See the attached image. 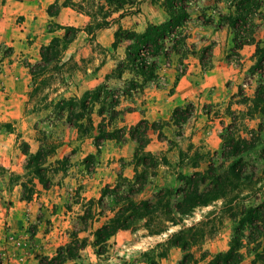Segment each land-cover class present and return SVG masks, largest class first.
<instances>
[{
  "label": "rangeland",
  "instance_id": "rangeland-1",
  "mask_svg": "<svg viewBox=\"0 0 264 264\" xmlns=\"http://www.w3.org/2000/svg\"><path fill=\"white\" fill-rule=\"evenodd\" d=\"M142 1L150 3L148 10L150 14L155 15L154 19L157 23H160L159 20L164 18V15L165 19L167 18V13L161 5L162 0ZM76 2L75 5L70 6L72 9L69 10L70 13L63 18L64 24L54 20L48 23L46 28L54 33L52 38L54 36L63 37L66 33L65 29L57 27V23L78 28L76 37L82 30L86 31L88 34L86 43L94 45L93 52L98 50L102 53V55L97 56L100 59V64L109 55L116 59L119 58L117 66L106 77L108 82L100 84L109 86L105 94L111 92V95L115 94L123 98L128 96L127 92L131 94L138 92L136 88L132 90L130 85L131 80L136 76L133 70L134 66L128 61L126 54L130 40L126 38L119 39L116 33L117 31L123 32L122 29L133 30L131 24L135 20L134 16L139 12L144 13L140 7L141 2L138 5L140 7L139 11H134L125 16H120L121 12H114L107 18L105 16L109 9H107V6L102 7L101 0H76ZM231 7L232 0H194L190 5V21L192 23L188 21L186 26L183 27L187 38L188 32L192 31L190 42L187 40V47H190L188 53H182V55L171 53L170 59H161L158 64V70H160L157 71V77L151 79V82L156 86H166L167 67L174 66L178 71L185 70L186 72L188 64L185 60L180 61V59H189L187 55L197 53L198 47H202L199 48V52L201 54L203 52V55L207 58L206 60L209 61L212 54L210 45H213L214 42L209 38L206 39V35L202 37L199 29L203 25V21L214 18L215 26H207L214 28L213 33H217V41L225 43V45H233L229 48L225 46V52L229 60L233 62L234 77L232 80H235V95L242 103L239 110L237 108L229 112L231 122L224 125L220 133L221 138L224 135L227 139H222L216 150L213 147L209 150H199L188 140L178 142V136L182 134L184 128L183 124L173 119L169 121H174V126L169 121L149 122L151 123L150 130H156L154 138L161 141L155 151H149L161 163L156 170V174L152 175V172L150 173L145 182V187L138 194L137 199L148 198L156 201L154 199L155 194H159L162 189L168 191L172 187L174 189L179 188L182 185L180 179L182 175L195 173L200 176V180L206 179L205 184H201V188L204 190H207L206 187L210 182L208 178L210 173L221 174L223 177L222 182L227 180L224 185L225 197L206 206H194L186 214H178L173 209H169L164 201V205L160 202L159 210L151 216L152 221L150 218L139 221L135 231L127 230L132 233V237L121 243L111 237L105 245V251L102 254H97L95 247L91 244L94 239L92 232L106 220L105 216L99 215L101 205L98 200L101 197L103 188L107 185L114 186L124 178L133 179L136 176L134 155L138 149V143L131 138L129 126L120 124L124 113L117 116L111 127L125 126L128 132L121 140H103L101 148H98L93 137L81 135L77 129L72 127L66 116H58L59 109L57 105L62 98L81 97L83 95L79 96L75 92L65 94L72 87L71 82L81 66L72 57L64 60L68 45L62 42L61 55L57 60L49 63H44L42 58L40 61L34 62L23 61L31 74L27 100L29 106L26 112L35 111L39 116L24 131H28L27 135L40 146L44 139H47L49 144H57L56 151L46 157L47 161L44 164L48 186L41 184L39 179L27 168L28 156L24 154L23 150L26 145L30 150V145L23 138V133L16 134L14 125L17 121L6 122L0 119V136L13 132L17 148L24 155L23 159L14 163L16 166L14 169L0 164V189L2 193L0 199V251L3 252L0 264H26L27 257L30 255L29 250L35 247V235L40 224L37 222L38 219L46 223V226L42 228V232L56 230L60 233L63 230L70 231L69 237L76 232L79 238H87L86 246L79 251L78 262L67 260L63 264H134L136 260H144L142 253L154 247L156 248L159 242L166 243L167 255L158 259L156 264H171L168 261V256L171 255L172 249H180L183 254L181 259L186 253L180 247L169 242L174 233L184 228L189 231L188 237L198 243L190 249V252L194 253L197 258H201L203 251L214 254L217 252L212 249H218L224 245L227 248L229 247L233 229L236 225L235 219L239 218L243 208L264 200V113H261V108L259 110L254 107V96L264 90L261 88V85H263L261 76L264 72L261 68L258 69V72L256 69H252L255 64L256 44H254L255 51L251 52V55H249L250 52H247V54L241 52L234 42V32L224 24L225 21L220 20V14H228ZM260 14L258 12L257 16H260ZM124 18L125 22L123 24L122 20ZM24 20V16H18L15 23L22 24ZM102 22L106 25L98 28V25ZM260 24L263 26L261 27ZM257 26H260L259 30H257ZM245 29L250 31L254 29L256 41L264 37V22L259 19H256L253 24L249 21ZM98 31H101V34L104 35V43L94 44L99 35ZM69 33L70 36L74 34L73 31ZM35 38L36 36L33 39L28 37V43L33 42ZM202 38L211 42L205 45L194 44L196 42L200 43ZM115 41L118 43L117 46H113ZM204 48L208 49V53H204ZM9 52L8 46L0 45V58L2 54ZM124 54L125 57L120 59ZM119 65L121 67L118 68ZM96 69L98 70V68ZM33 71L36 72L34 76L32 75ZM122 79L127 80L124 82ZM109 80L114 81L109 82ZM140 87L142 92L143 87ZM139 97L140 101H144L143 94ZM262 103L261 107L264 106V102ZM97 109L98 106L95 107L92 114L95 125L102 120V117L97 114ZM148 137L150 142L152 139L149 132ZM229 137H233V139ZM236 148H238V154L244 157L237 164L238 177L231 176L228 172L229 165L234 160V156L228 158V155H235L232 151H235L233 149ZM146 149L148 150L147 147ZM139 170H141V167H139ZM19 186L21 188L15 193ZM19 198L28 202L34 201L40 206L37 211L31 209L30 206L22 211V214L17 216L18 222L14 226L7 213ZM109 200H106L107 204ZM47 202L50 203L47 209L48 212L43 211ZM52 215L56 217H52ZM172 220L177 224H173ZM149 222L150 227H147L146 224ZM159 229L163 231L151 232ZM159 250L161 248H158ZM244 251L245 257L242 264H253L252 253L247 252L245 249ZM45 257L50 256L47 254L42 255L38 258L36 264H39L40 260ZM208 259L206 258L205 261ZM180 260L175 264H179ZM190 264H193V261ZM256 264H264V260H260Z\"/></svg>",
  "mask_w": 264,
  "mask_h": 264
},
{
  "label": "trees",
  "instance_id": "trees-1",
  "mask_svg": "<svg viewBox=\"0 0 264 264\" xmlns=\"http://www.w3.org/2000/svg\"><path fill=\"white\" fill-rule=\"evenodd\" d=\"M101 1L102 7L107 6V9H109L105 16L107 18L114 12H121L120 16H125L134 11H139L140 7L138 5L142 0ZM193 1L162 0L161 5L167 13V18L163 22L158 24L149 23L142 32L131 29H122L123 32L117 31L116 35L119 39L126 38L130 40V44L126 49L127 59L134 66L135 74L142 76L144 82L157 77L158 64L161 59H170L171 53L179 55L188 53L187 35L184 34L183 27L190 21V5ZM75 3H77L76 0H54L49 5L47 12L51 17H54L60 13L63 7L73 6ZM263 10V0H232L230 12L226 15L220 14V20L225 21L224 24L234 32V42L237 48H241L245 44H256L255 64L252 69H256L257 72L260 68L264 72V37L256 41L254 29L250 31L245 29V27L249 24V21L253 24L256 19L264 22ZM258 12L261 13L260 16H257ZM214 22V18H211L203 21V24L215 26ZM105 25L106 23L102 22L98 25V28ZM260 26L262 27L263 25L260 24ZM260 26H257V30H259ZM57 27L65 29L66 33L63 37L54 36L48 44L42 46L41 56L44 63L57 60L61 55V43L64 42L67 45L76 38L78 28L58 23ZM70 31L74 32L71 36L69 35ZM117 44V41H115L113 46H117ZM9 49L11 50V48ZM203 51L208 53L207 48H204ZM201 59L204 66L203 69L207 70L212 66L206 60L205 55H202ZM180 61H183V59H180ZM179 72L178 76L184 74L185 70ZM35 73L33 71L32 75L34 76ZM261 77L263 83L261 88L264 89V73ZM130 85L133 90L138 86V83L132 81ZM108 89V85H100L95 89L86 91L81 97L62 98L57 105L59 109L58 116H66L70 125L77 129L81 135L93 137L98 148H101L103 140H121L128 132L125 126L111 127L117 116L122 115L125 110L117 109L121 97L115 94L111 95V92L105 94ZM126 94L128 96L131 95L128 92ZM254 101V107L259 110L261 108V113H264V106L261 107L262 102H264V90L254 96ZM96 106H98L97 114L102 117V120L97 125H95L92 117ZM192 111V105L177 107L173 112V120L184 123L191 116ZM150 125L148 120L142 119L137 124L129 127L131 138L138 143V149L134 155L136 176L133 179L124 178L114 186L107 185L102 190L101 197L98 200L101 205L99 215L105 216L106 220L92 232L94 239L91 243L95 247L97 254H102L105 251L107 241L120 230L131 229L135 231L139 221L147 218L152 221L151 216L159 210L160 202L163 205L166 203L169 209H173L178 214H186L194 206L209 205L226 195L224 185L227 180L222 182L223 177L221 174L210 173L208 175L210 182L206 187L207 190H204L201 188V184H205L206 179L200 180V176L195 173L182 175L180 177L182 185L179 188L174 189L172 187L168 191L162 189L159 194H155L154 199L156 201L148 198L137 199L138 194L143 191L150 173L152 172V175L156 174V170L161 163L151 151L146 149L150 140L148 137ZM229 138L233 139V137ZM222 139H227V137L223 135ZM56 147L57 144H49L47 139H44L36 152H31L28 145L23 150L24 154L28 156L27 168L44 186H48L44 167L47 161L46 157L54 153ZM233 150H235L232 151L235 155H228V158L234 156L228 172L231 176L238 177L237 164L244 157L238 154V148ZM139 167H141V170H139ZM228 181L230 182V180ZM1 197L0 189V199ZM106 200H109L108 204ZM235 221L236 225L233 229L229 247L214 254L203 251L201 258H197L194 253L190 252L191 247L198 243L188 237L189 231L186 228L174 233L170 237L169 242L186 252L179 264H190L191 261H193V264H200V262L202 264H242L245 257L244 249L252 253L253 264L260 260L263 261L264 200L244 207L239 218H236ZM172 222L177 224L173 220ZM146 226L150 227V222ZM160 231L163 230H152L151 232L158 233ZM70 238L68 243L57 248L54 256L41 259L39 264H63L67 260L78 262L79 251L86 246L88 240L87 238H79L76 232ZM165 247V242H159L156 248L143 252L142 257L149 263L156 264L158 259L167 255V248ZM158 248H161V250L158 251ZM206 258L209 259L205 261Z\"/></svg>",
  "mask_w": 264,
  "mask_h": 264
},
{
  "label": "crops",
  "instance_id": "crops-1",
  "mask_svg": "<svg viewBox=\"0 0 264 264\" xmlns=\"http://www.w3.org/2000/svg\"><path fill=\"white\" fill-rule=\"evenodd\" d=\"M53 2L54 0H0V45L11 48L8 55L2 54L0 58V119L6 122L17 121L14 125L16 127V134L19 132L23 133V138L30 145L31 152H36L40 145L27 135L28 131L24 130L28 129L29 124L32 121L35 122L39 116L35 111L26 112L29 106L27 100L31 74L23 61L34 62L41 60L40 47L48 44L54 35V33L46 28L48 23L54 20L64 24L63 18L70 13L69 10H72L70 7H63L58 16L52 18L48 14L47 9ZM140 7L144 13L139 12V14H136L134 16L135 20L131 24V28L137 32L144 31L149 22L157 23L154 19L155 15L150 14L148 10L150 8L148 1H142ZM18 16H24L25 20L22 24L15 23ZM163 17L159 20L160 23L165 20V15ZM124 20L125 18L122 20L123 24ZM189 22L192 23V21ZM199 30L202 37L206 35V39L209 38L214 42L213 45H210L212 54L208 61L212 66L207 70L203 69L204 66L201 59L203 52L202 54L199 52V48L201 49L202 47H198L197 53L188 54L189 59H183L188 64V69L184 74L178 76L180 72L177 68L174 66L167 67L166 86H156L151 82L152 80L144 82V79L141 78L142 76L136 75L137 77L135 76L131 81L140 83L136 87L138 92L121 98L117 106V109L125 110L122 116L123 119L120 121L121 125H128L130 127L142 119H146L151 123L169 121L173 119L175 108L192 105L193 111L188 121L181 123L184 128L182 134L178 136V142L188 140L199 150H209L212 147L216 150L219 147L222 142L220 133L224 125L231 122L229 112L237 108L239 110L242 106V103L235 95V80H232L234 77L233 62L229 60L225 52V46L229 48L233 45H225V43L217 41L218 36L217 33H213V27L203 24ZM97 33L99 35L94 44L99 42L104 43V35L101 34V31ZM34 36H36L34 41L28 43V37L33 39ZM87 36L86 31L82 30L74 41L67 44V53L64 60L72 57L80 63L81 68L77 70V75H75L74 80L71 82L72 87L65 94H73L72 92H75L80 96L86 91L103 84V82L107 83V75L117 66L119 58L116 59L111 55L100 64V59L97 56L102 55V53L98 50L93 52L94 45L86 43ZM191 36L192 31H189L188 42H190ZM206 39L202 38L200 43L196 41H194L196 43H193L205 45L211 42ZM254 44H245L238 49L246 54L250 52L249 55H251V52L255 51ZM103 45L107 46L106 44ZM93 56L96 57L93 58ZM123 57H125V54L120 59ZM125 80L127 79H122L124 82ZM230 80L232 81L230 82ZM113 81L109 80V82ZM140 86L143 87L142 92ZM142 94L144 101H140L139 96ZM169 123L174 126L175 122L169 121ZM155 131L149 130V136L152 140L148 143V150L155 151L161 142L158 138H154ZM14 136L13 132L0 136V164L12 167V169L16 168L14 163L17 160L23 159L24 156L17 148ZM19 188L21 187H17L15 193ZM20 199L15 202L7 213L8 218L13 222L14 226L18 222L17 216L21 215L22 211L26 210L29 206L34 211H37L40 206V204L34 201L28 202ZM45 204L46 207L43 208V211L48 212L49 210L47 209L50 203L47 202ZM51 206L53 205L51 204ZM52 217L56 216L52 215ZM37 222L40 224L38 225L39 230L35 235V247L29 250L30 255L27 257L26 264H36L38 258L44 254L50 257L54 256L57 248L68 243L71 239L69 237L70 231L61 230L58 233L56 230H51L49 232H42V228L46 226V223L39 219ZM130 237H132L131 232L121 230L112 239L121 243ZM226 249L227 246L224 245L212 250L219 252ZM89 252L91 253L92 251L90 250ZM171 252V255L168 256V261L171 264H175L181 259L183 254L177 248L172 249Z\"/></svg>",
  "mask_w": 264,
  "mask_h": 264
},
{
  "label": "built area",
  "instance_id": "built-area-1",
  "mask_svg": "<svg viewBox=\"0 0 264 264\" xmlns=\"http://www.w3.org/2000/svg\"><path fill=\"white\" fill-rule=\"evenodd\" d=\"M2 255H3V252L0 251V259L3 257ZM134 264H149V262L146 260H136Z\"/></svg>",
  "mask_w": 264,
  "mask_h": 264
}]
</instances>
